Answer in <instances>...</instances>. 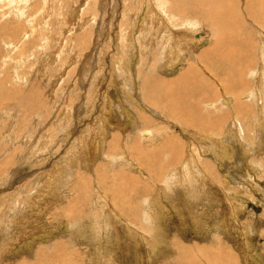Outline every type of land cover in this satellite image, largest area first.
<instances>
[{
	"label": "rangeland",
	"instance_id": "374dc122",
	"mask_svg": "<svg viewBox=\"0 0 264 264\" xmlns=\"http://www.w3.org/2000/svg\"><path fill=\"white\" fill-rule=\"evenodd\" d=\"M165 1L0 0V264H264V0H179L195 32L156 37ZM205 10L239 25L214 75Z\"/></svg>",
	"mask_w": 264,
	"mask_h": 264
},
{
	"label": "bare ground",
	"instance_id": "6f19581e",
	"mask_svg": "<svg viewBox=\"0 0 264 264\" xmlns=\"http://www.w3.org/2000/svg\"><path fill=\"white\" fill-rule=\"evenodd\" d=\"M173 1L174 0H167V2L165 1L164 3L165 4H167V15H169L171 12L173 13V17L172 18H170L169 20H168V22L169 23H167L166 25H167V27H164V25L163 24H161V21H162V23L164 22L163 20H160V19H162L163 18V12H161L160 10H159V13L160 14H162L161 16H162V18H160L159 17V19L157 20V21H155L154 22V24L156 23L157 25H159V27L158 28H156V31H157V35H156V37L157 36H159L161 33H162V31H163V33L166 35H169V33H170V31H165V29H170L169 28V26H171L172 25V28L174 29L175 27H176V25H174L175 24V22L177 21V19L178 20H182V16L184 17V18H186L185 19V22L183 23V24H181L182 25V27L185 29L184 31L186 32V28L187 29H190L191 31H194L195 32V28L194 27H190V25L188 26V25H186L187 24V22H189L190 21V16H191V14H192V11L194 10V14L196 13V12H200V10L198 9V4L196 5V8H194V9H192V8H189V6L187 5V6H184L183 4V8L181 7V4H180V2H179V0H177V4H178V7H174V6H172L171 8H170V5L173 3ZM181 1H185V0H181ZM204 1H206V0H204ZM210 2H211V4L214 6L215 4H217V6L219 7L218 9H212V11H211V13H212V15H217V14H221L222 13V10L225 8V10L223 11V13L224 14H226L227 12H228V10H229V3L228 2H231V0H209ZM263 4H264V2L263 1H261ZM160 3V8H162L163 7V5L164 4H162V2H159ZM155 4V3H154ZM206 4V3H205ZM148 5H149V3H148ZM10 6V5H9ZM44 6V5H43ZM156 6V5H155ZM162 6V7H161ZM133 8V7H132ZM143 8V7H142ZM139 9H141V8H139ZM150 9H153V11L155 12V11H157V10H155L154 9V6L153 7H150ZM131 10V9H130ZM145 10V9H144ZM198 10V11H197ZM139 11V10H138ZM137 11V12H138ZM196 11V12H195ZM209 10H205L203 13L204 14H206V15H204L206 18H208L207 17V12H208ZM230 11V10H229ZM136 12V11H135ZM134 12V13H135ZM145 12V11H144ZM150 12V11H149ZM148 12V13H149ZM210 13V14H211ZM159 14V15H160ZM197 14V13H196ZM209 14V15H210ZM257 15H259V16H264V9H263V11H260ZM147 16H149L150 17V15H147L146 14V17ZM202 17H203V15H201ZM135 18H136V21H137V17L136 16H134ZM176 17H177V19H176ZM200 17V16H199ZM127 20H131V17L130 16H126L125 17ZM212 18V17H211ZM126 19H124V20H126ZM149 19V18H148ZM32 21V20H31ZM120 21H122L121 19H120ZM132 21V20H131ZM135 21V22H136ZM208 21H210V23L209 24H207V28H208V31L209 32H211L210 34H211V36L213 35V34H215L216 32H218L215 28H218L219 30H221V32H220V35H218L216 38H215V40H214V43H213V45L210 47L211 48V58H207V60H201L200 61V64H199V67L200 66H203L202 68H203V70H205L206 71V69L208 68V67H210V72H211V74H215V70H216V68H213L214 66H215V64H216V62L215 61H217V62H220V64L221 65H227V66H230V67H233V66H237L234 62H235V60L231 57V54H230V52L231 51H234V50H231V48H230V46H231V44L236 40V38L234 37L235 35H236V30L235 29H238L239 28V25H237V24H226L224 21H222L220 18H218V17H216L215 19H214V22L212 21V19H207L206 20V22H208ZM86 22V21H85ZM134 22V23H135ZM134 23H132L131 24V26H130V28H129V31H128V33H130L131 34V37H133V36H135L133 33H135V30L133 31L132 30V28H133V26H134ZM180 23H181V21H180ZM193 24H196V21L194 20L193 22H192ZM191 23V24H192ZM174 25V26H173ZM30 26H32V25H30ZM79 27V26H78ZM146 29V27H142L141 28V30L142 29ZM197 28V27H196ZM176 29V28H175ZM171 30V29H170ZM126 31V30H125ZM138 31V30H137ZM182 31V30H181ZM191 31H187V32H191ZM255 32H257V30H255ZM137 33V32H136ZM223 33H226V34H223ZM259 33V32H258ZM177 36V39L179 38V35L178 34H176ZM223 35H226L227 37H225V36H223ZM181 36V35H180ZM189 36H191V35H189ZM194 36V35H193ZM222 36L223 37H225V38H227L228 39V42H226V40L227 39H224V38H222ZM231 36H233V38L231 39L230 37ZM128 37V36H127ZM171 37V36H170ZM170 37H166V38H170ZM174 37V36H173ZM259 37V36H258ZM180 38H185L184 37V35L182 34V37H180ZM191 38V37H190ZM189 38V39H190ZM209 38V37H208ZM211 38V37H210ZM260 38H261V36H260ZM148 39H150L149 37H148ZM158 39V38H157ZM176 39V40H177ZM203 39V38H202ZM202 39H201V41H202ZM212 39V38H211ZM264 38L262 37V41H264L263 40ZM19 40V39H18ZM22 40V39H21ZM20 40V41H21ZM134 40V39H133ZM132 40V41H133ZM151 40V39H150ZM150 40H148V42H149V44H150ZM167 40V39H166ZM174 40V39H173ZM185 40V42L187 41V38H185L184 39ZM207 40V39H206ZM260 40V39H259ZM19 41V42H20ZM195 41H197V40H195ZM200 41V42H201ZM204 41V40H203ZM18 42V43H19ZM184 42V43H185ZM259 43H260V41H258ZM18 43H14L13 42V44H18ZM168 43V42H167ZM258 43V44H259ZM198 44L199 43H196V42H194L193 40H191V41H189L188 42V44H187V46L188 47H190L193 51L195 50V46L197 45L198 46ZM261 44V43H260ZM259 44V45H260ZM137 45V44H136ZM151 46H152V44H150ZM176 45H178V44H176ZM22 46V45H21ZM168 46V45H167ZM171 46V45H170ZM182 46H183V44H182ZM185 46V45H184ZM203 46V45H202ZM261 46V45H260ZM260 46H256V47H260ZM81 47V46H80ZM176 47V46H175ZM187 47V48H188ZM262 47V46H261ZM260 47V48H261ZM12 48V47H11ZM88 48V47H87ZM128 48H133V46H132V43H131V41H130V43H129V45H128ZM164 48V47H163ZM162 48V49H163ZM259 48V49H260ZM263 48V47H262ZM150 49H152V48H150ZM150 49L148 50V51H150ZM153 49H154V47H153ZM161 49V50H162ZM171 49V48H170ZM184 49V48H183ZM254 49H256V48H254ZM9 50V49H8ZM131 50V49H130ZM168 49L167 48H165V49H163V53H162V56H161V62L159 63V62H157V65H158V67H157V69H161V68H165V70L167 69V66H168V68H170L169 67V64L170 65H172V63L173 64H177L178 62L182 65V63L184 62V60L186 61V59H184L183 58V54L185 55V53H184V51L183 50H178L177 52H176V55L175 56H173L172 55V58H173V60H171L170 59V56L168 55V51H167ZM190 50V49H189ZM188 50V51H189ZM262 50H264V49H262ZM261 50V51H262ZM10 51H11V49H10ZM22 51V50H21ZM133 51V50H132ZM164 51H167V52H164ZM172 51V50H171ZM175 51V50H174ZM186 51V50H185ZM260 51V52H261ZM14 52V51H13ZM127 52V51H126ZM190 52V51H189ZM149 53H151V52H149ZM191 53V52H190ZM199 53V52H198ZM200 53H201V51H200ZM203 54V53H202ZM216 54H221L222 55V57L221 58H219L218 56H216ZM203 56V55H202ZM148 57V56H147ZM194 57H196V56H194ZM190 58V57H189ZM153 59V58H152ZM151 59V60H152ZM160 59V58H159ZM189 60V59H188ZM260 60V59H259ZM263 60V62H264V59H262ZM190 61V60H189ZM191 61H194V60H192L191 59ZM154 62V61H153ZM262 62V63H263ZM149 63V62H148ZM152 64H155V63H152ZM190 64V63H189ZM195 64V63H194ZM254 64V63H253ZM126 65H127V63H126ZM130 65V64H129ZM156 65V64H155ZM191 65V64H190ZM128 66V65H127ZM189 66V65H188ZM195 66H196V64H195ZM251 65H249L248 67H250ZM257 66V65H256ZM193 68H194V66H192ZM127 67L125 66V67H123V69L125 70ZM127 70V69H126ZM126 70H125V73H126ZM220 70V69H219ZM218 70V71H219ZM128 71H129V69H128ZM149 71V70H148ZM190 71V70H189ZM77 72V71H76ZM171 72V71H170ZM188 73H190V72H188ZM194 73V72H193ZM197 73V72H196ZM132 74V73H131ZM135 74V73H134ZM168 74V73H167ZM255 75V74H254ZM81 76V75H80ZM149 76V75H148ZM203 76V75H202ZM257 76V75H256ZM179 77H181V76H179ZM183 77H185V76H183ZM192 77V76H191ZM217 77V76H216ZM264 77V76H263ZM198 78V76H195L194 77V79H195V81L196 80H198L197 79ZM205 78V77H204ZM150 79V78H149ZM191 79V78H190ZM263 81H264V79H262ZM262 80H260V81H262ZM119 82V81H118ZM173 83V82H172ZM171 82H170V85H176V84H172ZM192 83H194V81L192 82ZM196 83V82H195ZM263 83V82H262ZM115 84V83H114ZM199 84V83H198ZM201 84V83H200ZM224 85V84H223ZM178 86V85H177ZM172 87V86H171ZM171 87H169V88H171ZM162 89H164L163 87H162ZM172 89V88H171ZM203 89V88H202ZM259 89V88H258ZM117 90V89H116ZM169 90V89H168ZM174 90V89H173ZM120 91V90H119ZM163 91V90H162ZM257 91H259V90H257ZM13 92V91H12ZM260 92V91H259ZM49 93V92H48ZM163 93V92H162ZM167 93V92H166ZM14 94V93H13ZM101 94V93H100ZM169 94H170V92H169ZM255 94V93H254ZM258 93H256V95H257ZM48 95V94H47ZM109 95V94H108ZM128 95V94H127ZM166 95V94H165ZM128 96H130V95H128ZM167 96V95H166ZM228 96V95H227ZM232 96V95H231ZM235 96V95H234ZM259 96V95H258ZM262 96V95H261ZM260 96V97H261ZM89 97V96H88ZM237 97V96H236ZM253 97V96H252ZM90 98V97H89ZM254 98V97H253ZM36 99V98H35ZM113 99V98H112ZM215 99H216V102H217V97H215ZM237 99H239V97L237 98ZM249 100H251V99H249ZM258 100V99H257ZM256 100V101H257ZM261 100V99H260ZM36 100H34V102H35ZM37 101H38V98H37ZM236 101V100H235ZM234 101V102H235ZM94 102V101H93ZM138 102V101H137ZM230 102V101H229ZM258 102V101H257ZM263 102V101H262ZM38 103V102H37ZM221 104H223V103H221ZM44 105V104H43ZM215 105V104H214ZM213 105V106H214ZM251 105V104H250ZM261 105V104H260ZM34 106H36V103H35V105ZM103 106V105H102ZM141 106V105H140ZM24 107V106H23ZM37 107H38V105H37ZM100 107V106H99ZM120 107V106H119ZM250 107V106H249ZM259 107V106H258ZM28 107L25 105V107H24V109H27ZM39 108V107H38ZM253 108V107H252ZM251 108V109H252ZM259 108H261V107H259ZM110 109V108H109ZM234 109H236V108H234ZM251 109L249 110V109H247L249 112H251ZM130 110V109H129ZM253 110V109H252ZM65 111V110H64ZM67 115H70V109H67ZM109 111V110H108ZM227 111V110H226ZM23 112V111H22ZM231 113V112H230ZM6 114V113H5ZM49 114V113H48ZM124 115H125V113H123ZM127 114V113H126ZM142 114V113H141ZM203 114V113H202ZM67 115L66 114H64V113H62V115H61V117H63V119H65L64 117H66L67 118ZM124 115H120L119 114V116H124ZM215 115V114H214ZM249 115V114H248ZM53 116H55V115H53ZM71 116V115H70ZM258 116V115H257ZM263 116V115H262ZM126 116H124V118H125ZM264 117V116H263ZM128 118H130V117H128ZM132 118V117H131ZM130 118V119H131ZM258 118V117H257ZM261 118V117H260ZM126 119V118H125ZM249 119V118H248ZM66 120V119H65ZM74 120V119H73ZM250 120V119H249ZM258 120V119H257ZM264 120V119H263ZM102 121H105V122H107V123H109V121L106 119V118H103V120ZM145 122V121H147L148 122V120L147 119H143V120H139V118H137V119H132V122L135 124V122ZM136 123V124H137ZM234 123V122H233ZM237 123V122H236ZM260 123V122H259ZM263 123H264V121H263ZM70 124V123H69ZM234 125V124H233ZM236 125V124H235ZM26 126V125H25ZM71 126V125H70ZM134 126V125H133ZM205 126V125H204ZM203 126V127H204ZM232 127V126H231ZM236 127H238L237 125H236ZM239 128V127H238ZM262 128V127H261ZM148 129V128H147ZM235 129V128H234ZM263 130H264V128H263ZM89 131V130H88ZM115 132V131H114ZM261 132V131H260ZM67 133V132H66ZM116 134V133H115ZM231 134H233V133H231ZM94 135H95V133H94ZM96 136V135H95ZM120 136L121 135H118V134H116V137H117V140L120 138ZM62 137V136H61ZM25 138V137H24ZM22 139V138H21ZM58 139V138H57ZM70 139V138H69ZM28 140V139H27ZM94 139H91L90 141H93ZM58 141V140H57ZM66 141V140H65ZM55 142V141H54ZM42 143V142H41ZM44 143H46V142H44ZM93 143V142H92ZM44 145V144H43ZM45 146V145H44ZM91 146H92V144H91ZM101 146H103V144L101 145ZM19 147V146H18ZM17 147V148H18ZM60 147H62V146H60ZM105 147H106V145H105ZM95 149V148H94ZM133 149V148H132ZM18 150V149H17ZM17 150H16V152H17ZM40 150V149H39ZM48 150V149H47ZM46 150V151H47ZM8 152H11V151H9L8 150ZM59 152V151H58ZM12 153H13V151H12ZM15 153V152H14ZM119 154V153H118ZM9 156H12V155H9ZM34 156V155H33ZM176 156V155H175ZM192 157V156H191ZM172 158H173V156H172ZM193 158V157H192ZM194 159V158H193ZM4 162H5V160H4ZM45 162V161H44ZM168 162V161H167ZM193 162H194V160H193ZM143 163V162H142ZM5 164V163H4ZM169 164V163H168ZM196 164V163H195ZM194 164V165H195ZM7 166V165H6ZM187 166V165H186ZM197 166V165H196ZM195 166V167H196ZM212 167V166H211ZM257 167V166H256ZM72 168H70V167H67V165L65 166V168L62 170V172H64V174L65 175H67V173H69L70 172V170H71ZM77 169H79V167L77 168ZM174 169V168H173ZM254 170H256V169H254ZM189 171V170H188ZM200 171V170H199ZM172 172H174V171H172ZM202 173V172H201ZM174 174H175V172H174ZM203 174V173H202ZM166 175V174H165ZM199 175H200V173H199ZM173 176V175H172ZM206 176V175H205ZM163 177H166V176H163ZM173 177H175V175L173 176ZM180 177V176H179ZM203 177V176H202ZM201 177V178H202ZM168 178V177H167ZM49 179V178H48ZM200 179V178H199ZM204 179V178H203ZM205 179H207V178H205ZM169 181L170 180H172V178H170V179H168ZM178 179H176V181H177ZM165 181L167 182V180L165 179ZM174 181H175V179H174ZM202 181V180H201ZM205 181V180H204ZM227 184H228V182H227ZM178 185V184H177ZM187 185V184H186ZM213 185V184H212ZM224 186V185H223ZM168 187V186H167ZM163 188V187H162ZM174 188V187H173ZM209 188H210V186H209ZM164 189H166V187L164 188ZM223 189H224V187H223ZM51 192V191H50ZM165 192H167V190H165ZM164 192V193H165ZM158 194H161V193H158ZM159 196V195H158ZM157 196V198H159ZM157 198H155V200L157 199ZM161 198V197H160ZM165 198V197H164ZM149 199V198H148ZM148 201H150V200H148ZM152 201V200H151ZM158 201V200H157ZM171 202V201H170ZM178 202V201H177ZM153 204V203H152ZM155 204V203H154ZM153 204V206H156V205H154ZM170 204V203H169ZM187 204V203H186ZM172 205V204H171ZM147 206V205H146ZM152 207V206H151ZM154 208H156V209H158V207H154ZM173 208V207H172ZM166 209V208H165ZM236 209V208H235ZM237 210V209H236ZM112 211V210H111ZM156 211V210H155ZM166 211V210H165ZM130 212V211H129ZM161 212V211H160ZM110 213V212H109ZM114 213V212H113ZM113 213H111V215L113 214ZM237 213H238V211H237ZM148 214H150V215H148V216H150L151 218H149V217H147V218H149V219H151L152 221L155 219H153L152 218V214H154V215H156L157 214V211H156V213H154V212H151V211H149L148 212ZM114 216H115V214H113ZM138 215V214H137ZM165 215V214H164ZM176 217V216H175ZM231 217V216H230ZM135 218H137V217H135ZM170 218V217H169ZM166 219V218H165ZM200 219V218H199ZM150 222V221H149ZM148 222V223H149ZM192 222V221H191ZM203 222V221H202ZM147 223V224H148ZM157 223V222H156ZM135 224V223H134ZM140 224V223H139ZM153 224H155V223H153ZM192 224V223H191ZM196 224V223H195ZM194 224V225H195ZM228 224V223H227ZM137 225V226H136ZM135 226L136 227H138L139 225L138 224H136ZM155 226V225H154ZM151 227V226H150ZM179 227V226H178ZM92 228V227H91ZM144 228V227H143ZM244 228V227H243ZM127 229H129V228H127ZM200 229V228H199ZM92 230H93V228H92ZM141 230L143 231L144 229H142V225H141ZM129 231H131V230H129ZM145 231V230H144ZM95 232V231H94ZM131 232H133V231H131ZM149 232H151V231H149ZM187 232V231H186ZM134 233V232H133ZM137 233V232H136ZM158 234V233H157ZM159 235V234H158ZM95 236V235H94ZM98 236V235H97ZM244 236V235H243ZM99 237V236H98ZM249 237V236H248ZM132 240V239H131ZM154 240H156V237L154 238ZM158 241H159V239H157ZM140 241V240H139ZM145 241V240H144ZM150 241H151V243L154 245L153 247H152V249L153 248H155V249H157V248H160V246H159V242H155V241H152L151 239H150ZM149 241V242H150ZM135 242V241H134ZM142 242V241H141ZM150 243V244H151ZM161 243V242H160ZM140 244V243H139ZM147 244V243H146ZM148 245V246H151V245ZM136 245V244H135ZM162 245V244H161ZM252 245V244H251ZM156 246H157V248H156ZM151 248V247H150ZM160 249H162V248H160ZM159 249V250H160ZM151 250V249H150ZM158 250V251H159ZM255 250V249H254ZM152 251V250H151ZM154 251V250H153ZM153 251H152V253H153ZM156 251V250H155ZM160 252V251H159ZM156 253V252H155ZM161 253V252H160ZM255 253V252H254ZM154 254V253H153ZM149 256V255H148ZM151 257H153V255L151 256ZM150 257V258H151ZM179 257V256H178ZM185 258V257H184ZM184 258H182L181 260H183ZM188 260V257L187 258H185V260ZM150 260H152V259H150ZM180 260V262H179V264L181 263V262H183V261H185V260H183V261H181ZM153 262H154V260H153ZM153 262H151V264L153 263ZM188 263V262H187ZM243 263H245V262H243ZM154 264V263H153ZM183 264V263H182ZM184 264H186L185 262H184ZM189 264V263H188Z\"/></svg>",
	"mask_w": 264,
	"mask_h": 264
}]
</instances>
